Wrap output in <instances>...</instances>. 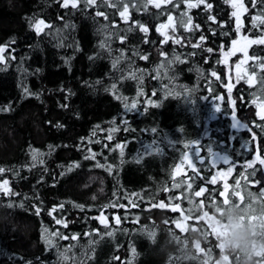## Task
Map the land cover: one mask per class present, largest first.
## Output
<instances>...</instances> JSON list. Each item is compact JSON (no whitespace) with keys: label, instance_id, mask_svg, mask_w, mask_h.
<instances>
[{"label":"trees","instance_id":"16d2710c","mask_svg":"<svg viewBox=\"0 0 264 264\" xmlns=\"http://www.w3.org/2000/svg\"><path fill=\"white\" fill-rule=\"evenodd\" d=\"M145 2L123 0L128 11L122 18L116 0L76 8L63 7V0H0V46H8L0 63V185L8 180L15 193L0 192V264H161L153 246L163 230L178 237L190 227L206 230L200 214L189 210L203 201L212 214L208 194L225 180L229 192L238 179L241 189L264 192V166L254 165L260 169L255 177L245 169L256 156L264 159V119L257 115L264 105V69L258 66L264 45H248L247 58L236 50L223 59L233 40L243 45L244 37L264 36V23L253 27L264 2L243 0L239 32L235 9L225 0L190 9L196 0L146 8ZM184 13L191 30L182 25ZM169 16L174 24L165 42L157 28ZM36 20L50 27L37 34L31 26ZM133 101L136 109L124 107ZM233 116L249 127L234 126ZM33 150L42 153V164L34 165ZM185 153H192L195 167L175 175ZM213 154L232 165L216 185L208 181L229 165L218 160L213 167ZM200 187L208 192L194 197ZM202 248L218 251L211 235Z\"/></svg>","mask_w":264,"mask_h":264},{"label":"clouds","instance_id":"9594fccd","mask_svg":"<svg viewBox=\"0 0 264 264\" xmlns=\"http://www.w3.org/2000/svg\"><path fill=\"white\" fill-rule=\"evenodd\" d=\"M242 190V202L229 199L227 203L211 205L212 215L208 220L218 230L215 255L202 248L208 234L201 225L190 227L186 235L179 237L165 228L164 238L153 246V256L161 264H264V227H261L264 198L247 189ZM201 213L198 205H193L189 211V215Z\"/></svg>","mask_w":264,"mask_h":264},{"label":"snow or ice","instance_id":"6c2138e0","mask_svg":"<svg viewBox=\"0 0 264 264\" xmlns=\"http://www.w3.org/2000/svg\"><path fill=\"white\" fill-rule=\"evenodd\" d=\"M81 2H83V4L86 7H91V6L97 5V0H63L62 6L65 7V8H67V7H69V5H71V7L76 8V7H78V5ZM101 2L107 4L109 2V0H101ZM153 2H154V0H146V2L144 4V7L146 8L148 3H153ZM162 2H170V0H162ZM180 2H183V0H180ZM225 2L226 3H230L231 6H232V8L235 9L234 11H232L231 15L236 18V31L239 32L240 31V13H242L243 11H246L247 10L245 8L244 4H243V0H225ZM262 2H264V0H262ZM116 3L121 4L122 10L120 11V16L122 18H125V13H127V11H128V5L126 3H123V0H116ZM204 3H205V0H196V3L195 4L189 3L188 7H189V9L192 8V7H198L200 4H204ZM113 6H115V4ZM155 6L156 7H160V4L159 3H156ZM177 6H178V4H177ZM252 6L255 7L256 6L255 3H253ZM211 8H212V5L210 3L206 4V10H211ZM96 15L97 16H102V15H104V13L97 12ZM183 15L185 17H187L186 21L182 20L183 27L186 30H191V17H188L187 16V13H184ZM105 19H107L106 16H105ZM209 19L210 20H214V17L209 16ZM168 20H169V22H171L172 21V17L169 16L168 17ZM257 21H260L261 23H264V13L259 14L256 17H253V27L254 28L257 27ZM31 26L34 28V30L36 31L37 34H39L40 32H42L44 30V28L50 27V25L45 24L44 20H36V21L32 22ZM164 27H166V25H164V24L160 25L157 28V31H160ZM195 27L196 28H199V25H196ZM140 30L141 31H144V32L147 31V29L144 28L143 26L140 27ZM162 34H164V33H162ZM164 35H165V42H166L169 37H167L166 34H164ZM225 35H227V33H225ZM203 39L204 38L201 37V40H203ZM244 40H246V45L242 46L240 50L244 52V55H245L246 58L248 57L247 50H246L248 45H252V44L264 45V36L258 37L256 39H248L247 37H244ZM175 42L176 43H179V40H176ZM237 43H238L237 40H233L232 41V49L230 51L226 52V53H223L225 59H227V57L233 55V53L236 51V45H237ZM7 47H8L7 45L0 46V63H3L5 61L4 53L6 52ZM193 47H199V45H193ZM207 51L208 52H212L213 49L212 48H208ZM12 58H14V57H12ZM141 58L142 59H147L146 56L141 57ZM176 59L179 60V57H176ZM241 63H243V61H241ZM258 66L260 68L264 69V63H260ZM236 67H237V70H239L240 64H237ZM256 67H257V65H253V68H256ZM212 75L215 76L216 74L213 72ZM241 78L242 77L239 75V71H238L237 81H239ZM246 83H248L249 85H251L252 84V78L251 77L248 78L246 80ZM113 88H115V85H113ZM228 91H229V94H230L231 93V87H229ZM153 95H155V93H153ZM218 99H219V97H218ZM148 103L151 104V103H153V101H148ZM124 107L126 109H128V110L136 109L137 108V103L135 101H133L130 105L129 104H125ZM217 110L219 111L220 108L217 107ZM257 115H259L261 119H264V105H261L260 106V111L257 113ZM233 119L235 121L234 126H236V127H244L245 129H247L249 127L247 124H242L239 120L236 119L235 116H233ZM59 126L60 125H57V127H59ZM151 131L156 132L157 129L154 128V129H151ZM108 139L109 140L112 139L111 135L108 136ZM193 143H197V142H193ZM116 147L121 149L120 155L123 156V146L120 145V144H117ZM184 147L185 148H188L189 145L188 144H185ZM208 151L210 153L212 152L211 149H208ZM193 155L195 157H197V158L200 157V149L198 147L194 150ZM31 156H32V160L34 162V165H35V162H37V161L39 163H41V164L43 163V160L40 159V157L42 156V153H40L38 150H33L32 153H31ZM85 158L86 159L95 158V154L93 153L91 155V157H85ZM217 160L221 161L224 164L229 165V167H228V173H230L232 171V165H231V162H230V160H229V158L227 156H221V155L213 154V162H212V166L213 167H215V164H216V161ZM183 161H188L190 167H193V168L195 167V165H193L192 162H191V160L189 159V155L187 153L184 154ZM183 161L181 163H183ZM199 162L202 164V163H204V160L201 158L199 160ZM257 162L259 163V165L264 166V159L260 158V156H256L255 159H253L251 162H248L245 165V169L246 170L247 169H252V171L249 173V175L252 176V177H255L256 174H257V171L260 170V169H255L254 168V165ZM110 170L111 169L109 168V171ZM4 171H5V169L0 168V173H3ZM177 171H179V166H177ZM226 175L227 174L224 173V172H218L216 175H214V176L211 177V179L208 181V183L210 185H216L217 184V178L218 177H222V176H226ZM245 182H247V180H245ZM8 183H9L8 180H4L3 181V185H0V192H3L6 195H15V193H13L10 188L6 187L8 185ZM174 186L175 187H180L181 185L179 183H177ZM187 187L189 189H191L192 188V184L189 183L187 185ZM234 189L231 192H229V184L225 180L223 182V184H222V188H220L218 190L214 189L212 192H210L208 194V200H209L208 207L211 208V205L213 203H220V202L227 203L229 201V199L237 200V201L242 202L244 200V195L242 194L241 181L239 179L235 181V188ZM206 192H208V189L207 188L200 187L199 190H197V191L194 192V197H197V198L202 197V195L204 193H206ZM259 195L262 198H264V192H260ZM189 203L191 204L192 201L189 200ZM197 205L202 210V213L198 217V219L200 221H203L205 223V225H206V232H207L208 236L209 235L213 236L214 239H215V241H217L218 240V236H217L218 230L215 229V228H213L212 224L208 220V217H210L212 214H210L208 211H204V206L205 205H204L203 201L199 202ZM77 207H82V206L77 205ZM159 207L160 208H164L165 205L164 204H160ZM35 211H36V213H39L40 209L37 208ZM51 211L52 212H55L56 211V208H53ZM172 211L175 212L176 211V208H173ZM49 215H51V212L49 213ZM97 219H100V223L103 224L106 228L108 227V225L106 223V218H99V217H97ZM182 219L183 220H187L188 219V216L187 215L182 216ZM253 219H258V217H253ZM55 223L57 225H59V224L62 223V220L61 219H56L55 220ZM115 223L116 224H119L120 223L119 217L115 218ZM173 223L175 224V227L176 228H181L182 229V225H181V222L179 220L174 221ZM64 227H67V224L66 223L64 224ZM261 227H264V221H261ZM53 235L60 236V233L56 232V233H53ZM107 235L108 236H111L112 235V232L109 231L107 233ZM149 235L150 236H154L155 233H149ZM60 238L61 239H68L67 236H61ZM45 239H46V243L49 246H53V242H52L51 239H48L47 236L45 237ZM73 239H76V237L73 236ZM216 246L218 247V244ZM133 251H135V249H133ZM225 259L230 261V258L229 257H225Z\"/></svg>","mask_w":264,"mask_h":264},{"label":"rangeland","instance_id":"374dc122","mask_svg":"<svg viewBox=\"0 0 264 264\" xmlns=\"http://www.w3.org/2000/svg\"><path fill=\"white\" fill-rule=\"evenodd\" d=\"M154 3H155V1H154ZM241 22H242V17L240 16V23H241ZM166 23L169 24V25H173V24H174V20H173V18H172V21H171V22H169V20H167ZM237 42H238V43H237V45H236V50H237L238 52H237L236 55L241 56L242 54H244V52L241 51L240 49H241L242 46L246 45V40L244 41L243 45L241 44L240 41H237ZM231 49H232V46H231L230 50H231ZM230 50H229V51H230ZM246 50H247V49H246ZM225 53H226V52H225ZM238 53H239V54H238ZM229 57H230V56H229ZM229 57H227V59H225V57H224V55H223V59L226 60V61H228ZM188 155H189V159L191 160L192 164L194 165V157H193L192 153H191V154L189 153ZM182 161H183V160H182ZM182 161H181V162H182ZM217 161H218V160H217ZM181 162L178 164V166H179V171H177V167H176V174H181L182 172H185V171L188 170L189 168H193V167H190V166H189V162H188V161H183V163H181ZM219 172H221V171H219ZM222 172L228 174V169H223ZM226 176H227V175H226ZM226 176H222V177H220V178L225 179Z\"/></svg>","mask_w":264,"mask_h":264},{"label":"water","instance_id":"95a60500","mask_svg":"<svg viewBox=\"0 0 264 264\" xmlns=\"http://www.w3.org/2000/svg\"><path fill=\"white\" fill-rule=\"evenodd\" d=\"M154 1L157 2V3H159L161 6H164V5H166V4L168 3V2H162V0H154ZM170 1H172V0H170ZM242 13H244V11H243ZM164 25H166V27H164V28L161 29V31H162L163 33L166 31V29H167V27H168L167 24H164Z\"/></svg>","mask_w":264,"mask_h":264},{"label":"bare ground","instance_id":"6f19581e","mask_svg":"<svg viewBox=\"0 0 264 264\" xmlns=\"http://www.w3.org/2000/svg\"><path fill=\"white\" fill-rule=\"evenodd\" d=\"M162 24H167V23H162ZM162 24H161V25H162ZM167 25H168V24H167ZM167 29H168V27H167ZM167 29H166V30H167ZM160 33H163V32L160 30ZM164 33H165V32H164ZM187 154H189V153H187ZM179 163H180V162H179ZM194 164H195V162H194ZM177 166H178V165H177ZM186 171H187V170H186ZM186 171H185V172H186ZM182 173H184V172H182ZM182 173H181V174H182ZM175 175H180V174H176V169H175Z\"/></svg>","mask_w":264,"mask_h":264},{"label":"flooded vegetation","instance_id":"af4514ba","mask_svg":"<svg viewBox=\"0 0 264 264\" xmlns=\"http://www.w3.org/2000/svg\"><path fill=\"white\" fill-rule=\"evenodd\" d=\"M174 1V0H173Z\"/></svg>","mask_w":264,"mask_h":264}]
</instances>
